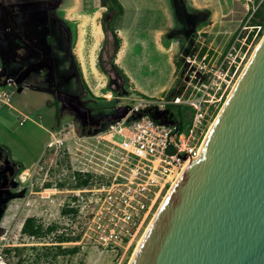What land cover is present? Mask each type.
Returning <instances> with one entry per match:
<instances>
[{"label":"rangeland","instance_id":"rangeland-1","mask_svg":"<svg viewBox=\"0 0 264 264\" xmlns=\"http://www.w3.org/2000/svg\"><path fill=\"white\" fill-rule=\"evenodd\" d=\"M139 1L142 7L144 2ZM172 1L178 21L175 29L170 30L178 43L175 63L177 52H186L199 33L212 51L221 52L232 44L246 24L249 26L247 32L256 30L250 54H254L264 36V27L254 29L257 26L252 25L253 12L264 0H218V21L227 17L235 19L226 21L224 30L214 29L216 19L207 8L196 9L192 0ZM69 2L71 0H0V84H5L7 78L14 80L12 106L0 111V248L3 256L0 264H129L148 226L146 224L131 245L119 254L101 252L86 242L77 245V240L59 243L57 232L41 238L21 232L29 216L45 225L55 223L58 228L65 227L61 211L69 202L67 186H72L73 170L84 163L86 168L97 167L96 162L105 164L102 159H106L104 144L91 138L85 142L78 137L97 135L139 97L161 96L164 91L160 88L173 75V66L167 56L149 52L147 60L140 63L137 58L144 50L140 44L133 45L132 52L124 56L122 66L146 94L136 91L116 63L111 32L104 30L107 37L94 51L88 26L80 55L77 45L82 17L67 13L65 7ZM123 6L125 13L120 23L130 25L134 7L125 0ZM147 8L145 4L141 9L145 16ZM245 11L243 19L236 20L238 14L242 17ZM145 16L140 19V25L152 22ZM152 20L155 25L156 20ZM92 52H95L98 71L92 65ZM243 65L233 85L246 62ZM174 80L173 76L172 87ZM233 87L219 106L217 116ZM191 111L187 106H175L169 114L187 121ZM25 117L27 119L21 123ZM105 172L110 174L107 169ZM167 192L160 198L154 215ZM53 244L78 246L79 250L54 257L47 249ZM6 248L20 250L7 252Z\"/></svg>","mask_w":264,"mask_h":264},{"label":"built area","instance_id":"built-area-1","mask_svg":"<svg viewBox=\"0 0 264 264\" xmlns=\"http://www.w3.org/2000/svg\"><path fill=\"white\" fill-rule=\"evenodd\" d=\"M248 27L243 25L232 44L221 52L212 51L199 33L186 52L176 54L173 87L161 96L137 98L97 135L78 137L104 144L105 164L96 162L97 167L86 168L84 163L73 170L67 206L76 211L63 214L65 227L53 234L78 236L77 245L86 242L101 252L119 254L146 224L150 225L160 198L186 161L200 155L201 136L229 94L234 77L252 55L253 38L249 32L244 34ZM13 82L7 78L0 84V111L12 106ZM169 105L191 108L183 126L180 118L169 114ZM185 155L190 157L186 160ZM76 172L85 178L91 174L89 183L76 186ZM2 260L0 248V263Z\"/></svg>","mask_w":264,"mask_h":264},{"label":"water","instance_id":"water-1","mask_svg":"<svg viewBox=\"0 0 264 264\" xmlns=\"http://www.w3.org/2000/svg\"><path fill=\"white\" fill-rule=\"evenodd\" d=\"M129 264H264V36Z\"/></svg>","mask_w":264,"mask_h":264},{"label":"crops","instance_id":"crops-1","mask_svg":"<svg viewBox=\"0 0 264 264\" xmlns=\"http://www.w3.org/2000/svg\"><path fill=\"white\" fill-rule=\"evenodd\" d=\"M119 1L123 6V0ZM125 1L134 7V17L132 18V24L124 26L121 25L120 18L125 13V7L123 6V14L116 21L117 32L121 39L120 48L115 56L116 63L119 65L120 68L123 69L126 76L130 79L134 89L142 94H146V92H144L142 86L138 83V81H136L133 75L128 72V69L123 68L122 61L124 56L129 51L132 52L133 45L137 44H140L142 49L144 50L143 54H140V56H138L137 58V61L140 63L147 60L146 56H149V52H158L161 55L167 56L173 66V75L170 81H168L160 88V90L163 92L171 86V82L173 80V76L176 69L174 53L178 43L177 41H175L176 37L173 35V32H170L171 29H175V27L178 25V21L175 18V16H177V11L174 6V3L172 0H143L142 2H144V5L146 4L148 6V8L146 9L147 19L151 20L152 22L150 23V25H140V19L142 20L143 16H145V14L141 13V9L144 5L141 7L139 0ZM192 1L193 6L196 9L200 10L202 8H207V10L211 12L212 16H214V18L216 19L214 29L217 28L219 30H224L226 27V21L230 22L235 20L228 19L229 17H227L221 22L218 21V17L220 15L219 11L216 8L218 0ZM65 8L68 14H71L73 16L78 15L82 17L78 34V41L80 38V32L83 31L84 48L87 33L86 27L88 26L89 33L91 31L90 37L92 38L94 43L93 50L95 51L101 41L107 37V34L105 33L101 22V18L103 17L104 12L107 10V7L102 6L101 0H71V2L66 4ZM246 13L247 12L245 11L242 17H240V14H238L239 17L237 16L238 18L236 17V20L241 21ZM146 16L144 18H146ZM153 18L156 20L155 25H153Z\"/></svg>","mask_w":264,"mask_h":264},{"label":"trees","instance_id":"trees-1","mask_svg":"<svg viewBox=\"0 0 264 264\" xmlns=\"http://www.w3.org/2000/svg\"><path fill=\"white\" fill-rule=\"evenodd\" d=\"M102 6L107 7V10L104 12L103 17H102V25L103 29L108 32L110 31L113 37V46H114V54H116L120 48V37L117 32V27H116V21L119 19V17L123 14V6L119 0H101ZM252 25L255 26H261L264 27V2L253 12L252 16ZM254 29H257V27H254ZM253 30L250 33V39L254 35ZM247 33V30H245L244 34ZM121 72L125 77L126 74L124 73L123 69L120 68ZM128 78V77H127ZM175 105H169V108L174 109ZM120 113V112H119ZM181 119V118H180ZM181 125L183 126V120L181 119L180 121ZM82 135L83 132L81 133ZM13 160V159H12ZM15 162V160H13ZM22 168H25L23 164H19ZM77 175V183L76 186H84L89 183V180L91 178V174H87V177H83V175L80 172H76ZM70 211H76L75 209H70L67 205H65L62 208V214H67ZM58 225L55 223L48 224L45 226L43 223L39 221L38 218L34 216H29L25 219L21 232L25 235L32 236L34 238H41L43 236L50 235L51 233L55 232L58 229ZM78 236H70L66 235L65 233L59 234L57 236V242H67V241H76L78 240ZM13 249L20 250V248H6L7 252H12ZM47 249L51 250L53 253L54 257H58L60 255H67V254H72L76 253L79 250L78 246L74 247H65L62 244H56L47 247ZM21 258L19 259V262H21Z\"/></svg>","mask_w":264,"mask_h":264},{"label":"bare ground","instance_id":"bare-ground-1","mask_svg":"<svg viewBox=\"0 0 264 264\" xmlns=\"http://www.w3.org/2000/svg\"><path fill=\"white\" fill-rule=\"evenodd\" d=\"M82 29V28H81ZM98 33V32H97ZM83 35H84V32L83 31H81L80 32V38H79V41H78V45H77V49H78V53L81 55L82 54V48H83ZM97 38V37H96ZM95 38V39H96ZM260 43V42H259ZM257 48V47H256ZM255 51V50H254ZM91 54V53H90ZM252 56H253V54H252ZM91 57V56H90ZM251 58V57H250ZM95 60H96V56H95V52H92V65L94 66V69L95 70H97L96 69V67H95ZM98 71V70H97ZM100 76V75H99ZM241 76V75H240ZM239 76V77H240ZM233 86H235V85H233ZM234 88V87H233ZM233 90V89H232ZM232 92V91H231ZM109 94V93H108ZM110 95V94H109ZM217 116V115H216ZM205 140V139H204ZM204 142V141H203ZM203 144V143H202ZM195 160V158H189L187 161H186V164L184 165V167H183V170L182 171H180V173L178 174V176H177V178L173 181V183H172V185H171V187H170V189L168 190V192L166 193V196H164V199L162 200V202H161V205L160 206H162V204L164 203V201H165V199L167 198V196H168V194L171 192V190L174 188V186L176 185V183L179 181V179L182 177V175L184 174V172L187 170V168L191 165V163L193 162ZM49 192V191H48ZM159 206V207H160ZM154 216H156V214L154 215ZM153 221V220H152ZM152 223V222H151ZM151 223H150V225L146 228V230H145V232H144V234L140 237V239L138 240V243H137V246H136V248H135V250H134V253H133V255H132V257H131V259H130V262H131V260H132V258H133V256H134V254H135V252L137 251V249H138V247L140 246V244L142 243V241H143V239H144V237H145V235H146V233H147V231H148V229L150 228V226H151ZM129 262V263H130Z\"/></svg>","mask_w":264,"mask_h":264}]
</instances>
